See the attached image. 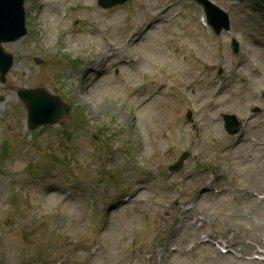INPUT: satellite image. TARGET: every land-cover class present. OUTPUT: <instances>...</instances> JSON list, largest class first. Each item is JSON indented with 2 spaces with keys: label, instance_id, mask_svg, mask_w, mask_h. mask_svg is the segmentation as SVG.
<instances>
[{
  "label": "rangeland",
  "instance_id": "374dc122",
  "mask_svg": "<svg viewBox=\"0 0 264 264\" xmlns=\"http://www.w3.org/2000/svg\"><path fill=\"white\" fill-rule=\"evenodd\" d=\"M98 1L26 0L28 36L4 45L0 264H264L262 8L210 0L231 18L216 36L193 0ZM37 88L72 110L32 131L18 93Z\"/></svg>",
  "mask_w": 264,
  "mask_h": 264
},
{
  "label": "water",
  "instance_id": "95a60500",
  "mask_svg": "<svg viewBox=\"0 0 264 264\" xmlns=\"http://www.w3.org/2000/svg\"><path fill=\"white\" fill-rule=\"evenodd\" d=\"M25 1L0 0V81L2 83L6 82V75L14 65V57L5 52L2 44L16 42L27 35ZM198 1L204 5L209 23L217 34H220L223 29H230L229 18L226 14L207 0ZM125 2L127 0H100V4L105 8ZM233 47L235 52H238L239 44L236 40L233 41ZM18 96L26 104L30 130H36L45 125H55L71 110V107L64 104L60 97L51 95L46 89H22ZM226 121L232 134H237L240 125L236 119L227 116ZM182 161L175 166L176 169L182 168Z\"/></svg>",
  "mask_w": 264,
  "mask_h": 264
},
{
  "label": "bare ground",
  "instance_id": "6f19581e",
  "mask_svg": "<svg viewBox=\"0 0 264 264\" xmlns=\"http://www.w3.org/2000/svg\"><path fill=\"white\" fill-rule=\"evenodd\" d=\"M155 28H158V26H155Z\"/></svg>",
  "mask_w": 264,
  "mask_h": 264
}]
</instances>
